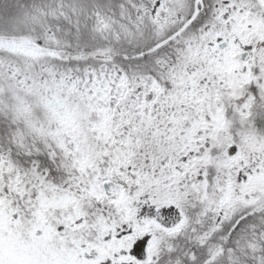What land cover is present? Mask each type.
Instances as JSON below:
<instances>
[{"label":"snow or ice","instance_id":"6c2138e0","mask_svg":"<svg viewBox=\"0 0 264 264\" xmlns=\"http://www.w3.org/2000/svg\"><path fill=\"white\" fill-rule=\"evenodd\" d=\"M0 264H264V0H0Z\"/></svg>","mask_w":264,"mask_h":264}]
</instances>
